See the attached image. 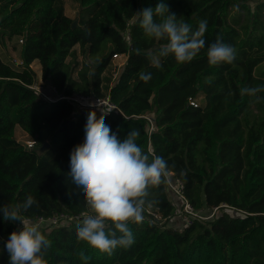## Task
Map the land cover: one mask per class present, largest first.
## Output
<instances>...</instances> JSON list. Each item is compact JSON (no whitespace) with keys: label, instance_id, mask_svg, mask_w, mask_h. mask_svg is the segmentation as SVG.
I'll use <instances>...</instances> for the list:
<instances>
[{"label":"trees","instance_id":"obj_1","mask_svg":"<svg viewBox=\"0 0 264 264\" xmlns=\"http://www.w3.org/2000/svg\"><path fill=\"white\" fill-rule=\"evenodd\" d=\"M254 1L79 0L87 17L73 28L76 19L66 15L63 0H0V40L22 39L24 62L14 68L0 57V208L32 196L36 203L23 213L25 219L89 211L68 175L70 153L84 141L88 115L76 116L69 101L48 102L29 88L37 78L31 66L38 61L42 79L63 96L110 97L120 112L104 122L121 140L138 129V145L150 159L167 161L169 175L183 182L195 210L227 206L239 213L177 229L170 224L174 207L166 183L153 190L149 199L155 203L145 208L144 221L130 225V248H117L109 257L79 241L75 223L42 228L51 241L46 264H84L81 251L90 257L88 264H264V92L259 103L240 95L242 87L264 86V75L255 74L264 62V1L253 9ZM160 2L193 31L208 22L205 48L190 63L159 57L167 41L146 38L139 26L135 12ZM218 36L236 50L233 64L209 65L207 46ZM104 43L110 52L75 78V47L90 57ZM115 55L127 56L126 63L116 78L104 77ZM152 57L163 70L153 66ZM142 71L151 73L149 82L139 79ZM18 127L39 143L35 149L17 139ZM20 225L0 213V264H10L5 245Z\"/></svg>","mask_w":264,"mask_h":264},{"label":"clouds","instance_id":"obj_2","mask_svg":"<svg viewBox=\"0 0 264 264\" xmlns=\"http://www.w3.org/2000/svg\"><path fill=\"white\" fill-rule=\"evenodd\" d=\"M135 17L146 38L167 41L159 49L161 58L171 55L179 64L190 63L205 48L207 20L200 21L193 31L191 25L177 18L164 2L155 8L135 12ZM207 58L211 66L233 64L236 50L218 36L207 46ZM151 63L163 70L159 58L152 57ZM151 78V73H139V79L145 83ZM261 92H264V86L240 89L242 97L254 98L252 102L255 103L260 102L258 94ZM107 113L101 109L99 118L95 111L88 113L84 141L74 146L70 153L68 175L89 209L77 222L78 240L111 257L117 248L128 249L134 244L130 225L144 221L145 208L155 203L149 198L154 189L168 182L169 168L163 157L153 155L150 159L138 145L141 134L138 129H131L121 140L104 122ZM35 203V199L28 196L23 203L0 208L5 221L22 225L20 231L10 234L5 245L10 264H46L44 252L51 246V241L42 231L43 223H29L23 215ZM79 257L88 264L90 257L83 251Z\"/></svg>","mask_w":264,"mask_h":264},{"label":"built area","instance_id":"obj_3","mask_svg":"<svg viewBox=\"0 0 264 264\" xmlns=\"http://www.w3.org/2000/svg\"><path fill=\"white\" fill-rule=\"evenodd\" d=\"M126 39L128 43L131 42V37L129 33H127ZM20 41L23 44V40L21 39ZM114 59L123 60L125 64L127 60V56L115 55ZM13 63L15 64L17 68H22L24 66V62L22 59H15L13 60ZM29 88L36 91L42 99L48 102H56V101L64 100V99L69 101L74 108L73 114L76 116L77 115H88V113L91 111H95L97 114H101V112L98 113V111H101V109L104 112H108L105 115V117L109 116L114 111L120 112L119 108L114 103H112L110 97L95 98L93 96H86V95H81V94H74L68 97L63 96L62 94L58 92V90L53 85H51L49 82H46L45 80L42 79L41 70H40L39 78H36L35 82L32 85H30ZM190 104L194 107L198 106L196 102L194 101H192ZM24 145L27 147V149L33 150L39 145V143L37 141L27 139ZM167 187L169 188L168 191L171 197L170 201L174 207V213L170 217L171 222L172 220H175V219L181 222V226L179 227L172 225L175 228L185 229V228L190 227L194 223L195 220L209 221V220H213L215 216L217 215L219 208H214L213 210L207 211V212L201 211V210L200 211L195 210L194 207L189 203V201L186 199L184 195L183 182L173 177V174L169 175ZM86 212L88 211H85L78 215L64 212L61 214L53 215L48 218L37 217L35 219L28 218L25 220L29 223L42 222L43 229L44 228L53 229L54 227L67 226L73 223L77 224L78 220L82 219L83 214ZM147 212L153 215L156 219H159V220L162 219L159 213L153 212L151 210H147Z\"/></svg>","mask_w":264,"mask_h":264},{"label":"rangeland","instance_id":"obj_4","mask_svg":"<svg viewBox=\"0 0 264 264\" xmlns=\"http://www.w3.org/2000/svg\"><path fill=\"white\" fill-rule=\"evenodd\" d=\"M63 1L65 3L66 15L71 17L72 19H76L75 21L77 22V24L79 23V21L82 17H87V11L80 6L79 0H63ZM261 1H264V0L254 1L251 4V7L254 9L256 7V5ZM233 14H234V12H233ZM242 22H245V19H242ZM20 40H21L20 38L16 37L11 42H7L6 44H3V42L0 40V57L4 60L5 63L10 64L14 68H17V67L13 63V60L21 59L22 43ZM75 50H76L77 55H78L77 60L79 61V66H78V68L74 74V77L78 78L79 72L84 71L86 67L89 70H92L94 68V66L101 60V58L110 52V47L108 46L107 43H104L101 52H99L95 55H90V57L84 56L83 54H81V50H80L79 46L75 47ZM69 61H73V58H69L68 62ZM123 65H124L123 60L113 59L111 65L109 66L107 71L104 73V77L112 76L113 78H116L119 75L120 69ZM31 68H33L32 70H34L36 72L37 78H39V74H40V70H41L40 63L38 61L34 62L31 66ZM255 74L256 75H264V62L261 63L256 68ZM200 103H201V101L198 102V104H200ZM252 109H253V114H255V115L259 114V111L255 108V106H253ZM99 112H101V111H98V113ZM100 115L101 114H97V117L99 118ZM17 139L20 140V142H22V143H25V141L27 140L26 134H24V132L22 131V129H20V127H18V129H17ZM223 212H229L235 216L239 214L236 211H234L230 208H227V207L220 209L217 212V214L220 215ZM178 221L179 220H177V219L172 220V222L170 221V224L175 226ZM21 228H22V225L19 226V231L21 230Z\"/></svg>","mask_w":264,"mask_h":264},{"label":"crops","instance_id":"obj_5","mask_svg":"<svg viewBox=\"0 0 264 264\" xmlns=\"http://www.w3.org/2000/svg\"><path fill=\"white\" fill-rule=\"evenodd\" d=\"M3 60V59H2ZM4 61V60H3ZM176 227H179V226H181V222L180 221H178L177 223H176V225H175Z\"/></svg>","mask_w":264,"mask_h":264},{"label":"water","instance_id":"obj_6","mask_svg":"<svg viewBox=\"0 0 264 264\" xmlns=\"http://www.w3.org/2000/svg\"><path fill=\"white\" fill-rule=\"evenodd\" d=\"M76 26H77V22L75 21L74 23H73V28H76ZM48 146V144H46V147Z\"/></svg>","mask_w":264,"mask_h":264}]
</instances>
